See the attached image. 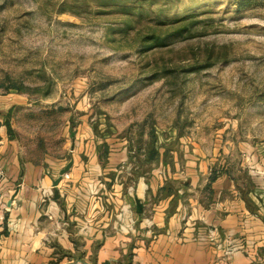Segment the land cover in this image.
Wrapping results in <instances>:
<instances>
[{
    "label": "rangeland",
    "instance_id": "rangeland-1",
    "mask_svg": "<svg viewBox=\"0 0 264 264\" xmlns=\"http://www.w3.org/2000/svg\"><path fill=\"white\" fill-rule=\"evenodd\" d=\"M74 1L0 0V101L17 100L16 136L33 155L60 154L63 129L82 120L125 141L142 171L151 145L165 159L181 142L264 146V0H142L145 19L191 23V36L144 53L132 33L110 41L124 24L92 14L103 0H79L83 19L57 13Z\"/></svg>",
    "mask_w": 264,
    "mask_h": 264
},
{
    "label": "crops",
    "instance_id": "crops-1",
    "mask_svg": "<svg viewBox=\"0 0 264 264\" xmlns=\"http://www.w3.org/2000/svg\"><path fill=\"white\" fill-rule=\"evenodd\" d=\"M15 104L0 101V264H264L263 145L181 142L142 171L82 120L33 155Z\"/></svg>",
    "mask_w": 264,
    "mask_h": 264
},
{
    "label": "trees",
    "instance_id": "trees-1",
    "mask_svg": "<svg viewBox=\"0 0 264 264\" xmlns=\"http://www.w3.org/2000/svg\"><path fill=\"white\" fill-rule=\"evenodd\" d=\"M103 1L102 4L109 5V8L100 4L98 12L92 10V14L105 15V13H111L110 10H112L114 13L118 14V17L123 19L122 22L124 24L121 25L120 28H115L109 33L110 41L114 42L116 37H123L125 40H128L132 33L133 36L131 37L130 46L135 45V49H137L139 53L156 51L162 47L170 46L178 39H185L187 36H191V23L185 22L183 19L166 20L163 18L154 21L145 19L143 16L145 10L142 0H122L114 4H111L109 0ZM89 11L90 8L83 5L82 1L75 0L72 3L66 4L63 8H60L57 13L65 12L83 19L82 16L88 14ZM211 53L212 51L210 50L204 58L208 59L211 57ZM146 65L150 66L151 63L147 62ZM205 66H207V64H200L197 62L193 69L197 70ZM159 73L166 75L169 72L164 69L161 71L154 70L152 78ZM156 155L157 148L151 145L150 150H148V155L145 157V161L150 162L154 160ZM212 178L213 176L210 177V179Z\"/></svg>",
    "mask_w": 264,
    "mask_h": 264
},
{
    "label": "water",
    "instance_id": "water-1",
    "mask_svg": "<svg viewBox=\"0 0 264 264\" xmlns=\"http://www.w3.org/2000/svg\"><path fill=\"white\" fill-rule=\"evenodd\" d=\"M72 135H73V133L70 131V136H72ZM70 166H71V160H69L68 163L60 170L59 175L57 176V178L53 180V183H52L53 186H55L58 183V181L61 178V175L66 173ZM134 200H135V208H136V210L138 212H141L142 211V204L140 203V201L137 198H135Z\"/></svg>",
    "mask_w": 264,
    "mask_h": 264
},
{
    "label": "built area",
    "instance_id": "built-area-1",
    "mask_svg": "<svg viewBox=\"0 0 264 264\" xmlns=\"http://www.w3.org/2000/svg\"><path fill=\"white\" fill-rule=\"evenodd\" d=\"M63 176H65V177H66V174L64 173V174H63ZM208 238H209V239H211V240L213 239V237H212V235H211V234H209V235H208Z\"/></svg>",
    "mask_w": 264,
    "mask_h": 264
}]
</instances>
